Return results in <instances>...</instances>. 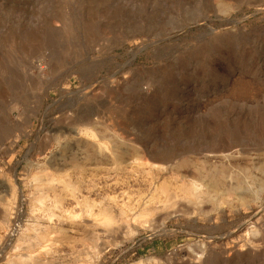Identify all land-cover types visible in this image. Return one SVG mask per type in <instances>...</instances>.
Segmentation results:
<instances>
[{"label":"rangeland","instance_id":"obj_1","mask_svg":"<svg viewBox=\"0 0 264 264\" xmlns=\"http://www.w3.org/2000/svg\"><path fill=\"white\" fill-rule=\"evenodd\" d=\"M0 264H264V0H0Z\"/></svg>","mask_w":264,"mask_h":264},{"label":"bare ground","instance_id":"obj_2","mask_svg":"<svg viewBox=\"0 0 264 264\" xmlns=\"http://www.w3.org/2000/svg\"><path fill=\"white\" fill-rule=\"evenodd\" d=\"M188 188V187H187Z\"/></svg>","mask_w":264,"mask_h":264}]
</instances>
